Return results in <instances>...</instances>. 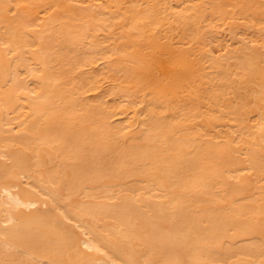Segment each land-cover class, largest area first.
<instances>
[{
  "label": "bare ground",
  "instance_id": "bare-ground-1",
  "mask_svg": "<svg viewBox=\"0 0 264 264\" xmlns=\"http://www.w3.org/2000/svg\"><path fill=\"white\" fill-rule=\"evenodd\" d=\"M0 264H264V0H0Z\"/></svg>",
  "mask_w": 264,
  "mask_h": 264
}]
</instances>
